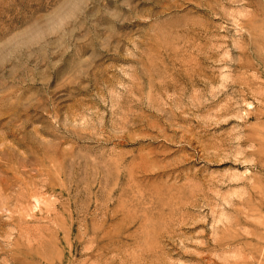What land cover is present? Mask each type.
I'll list each match as a JSON object with an SVG mask.
<instances>
[{"label":"rangeland","instance_id":"1","mask_svg":"<svg viewBox=\"0 0 264 264\" xmlns=\"http://www.w3.org/2000/svg\"><path fill=\"white\" fill-rule=\"evenodd\" d=\"M0 264H264V0H0Z\"/></svg>","mask_w":264,"mask_h":264}]
</instances>
